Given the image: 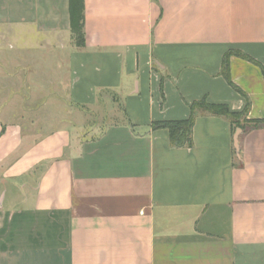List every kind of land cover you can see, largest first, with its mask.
Returning a JSON list of instances; mask_svg holds the SVG:
<instances>
[{
	"label": "crops",
	"instance_id": "0c3cea01",
	"mask_svg": "<svg viewBox=\"0 0 264 264\" xmlns=\"http://www.w3.org/2000/svg\"><path fill=\"white\" fill-rule=\"evenodd\" d=\"M0 72V264H264V0H0Z\"/></svg>",
	"mask_w": 264,
	"mask_h": 264
},
{
	"label": "trees",
	"instance_id": "16d2710c",
	"mask_svg": "<svg viewBox=\"0 0 264 264\" xmlns=\"http://www.w3.org/2000/svg\"><path fill=\"white\" fill-rule=\"evenodd\" d=\"M245 58L250 59L248 56L242 54ZM223 74L229 82V63L227 57L224 59L223 64ZM191 115L186 119L180 120H163L155 121L152 123L153 129L166 128L169 130L170 142L172 146L175 147H192L193 145V126L196 117L198 114H212L223 116L228 119L233 129L235 130L238 127H243V122H247L246 114L248 112L249 104L246 106V109L243 112H233L229 109L226 104H214L209 103L206 100L202 99L195 101L190 105Z\"/></svg>",
	"mask_w": 264,
	"mask_h": 264
},
{
	"label": "rangeland",
	"instance_id": "374dc122",
	"mask_svg": "<svg viewBox=\"0 0 264 264\" xmlns=\"http://www.w3.org/2000/svg\"><path fill=\"white\" fill-rule=\"evenodd\" d=\"M11 70H8L9 72H11L12 70H13V67L11 66V68H10ZM3 73H1L0 72V83H2L1 82V80H3V75H2ZM17 83V82H16ZM7 94V93H6ZM10 94H12V93H10ZM15 94V99H14V101H16L17 100V104H18V98H19V94H18V92L17 93H14ZM20 96H21V94H20ZM4 93L3 92H0V103L1 102H3V100H4ZM15 102H13V104H14ZM19 109V108H18ZM107 117L106 118H104L103 117V112L102 111H100L99 112V114L98 115H100V116H95V115H90V116H88V117H86V118H82L81 117V119H83L85 122L83 123V125L85 124V125H89L90 123H93V122H95V121H103V120H107L108 122H113V121H116V120H120V114H121V112H120V109L118 108V106H116V109H110V108H108L107 109ZM77 117V119H80L78 116H76ZM102 117V118H101ZM64 126H69L68 125V123H66Z\"/></svg>",
	"mask_w": 264,
	"mask_h": 264
},
{
	"label": "water",
	"instance_id": "95a60500",
	"mask_svg": "<svg viewBox=\"0 0 264 264\" xmlns=\"http://www.w3.org/2000/svg\"><path fill=\"white\" fill-rule=\"evenodd\" d=\"M240 133V129H237V132H236V141H237V137H238V134Z\"/></svg>",
	"mask_w": 264,
	"mask_h": 264
}]
</instances>
